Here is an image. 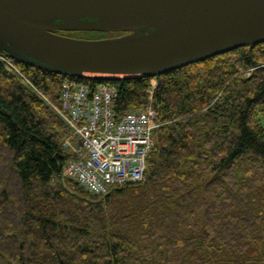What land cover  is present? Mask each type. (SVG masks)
<instances>
[{"label":"trees","instance_id":"obj_1","mask_svg":"<svg viewBox=\"0 0 264 264\" xmlns=\"http://www.w3.org/2000/svg\"><path fill=\"white\" fill-rule=\"evenodd\" d=\"M11 59L57 106L99 83ZM108 83L162 125L144 179L100 197L63 183L72 130L0 62V264H264V42Z\"/></svg>","mask_w":264,"mask_h":264},{"label":"water","instance_id":"obj_2","mask_svg":"<svg viewBox=\"0 0 264 264\" xmlns=\"http://www.w3.org/2000/svg\"><path fill=\"white\" fill-rule=\"evenodd\" d=\"M263 42L264 0H0V52L97 82L161 76Z\"/></svg>","mask_w":264,"mask_h":264},{"label":"built area","instance_id":"obj_3","mask_svg":"<svg viewBox=\"0 0 264 264\" xmlns=\"http://www.w3.org/2000/svg\"><path fill=\"white\" fill-rule=\"evenodd\" d=\"M0 62L70 127L65 147L72 151L61 179L77 181L87 192L106 197L114 186L145 177L156 131L162 120L150 95L139 109L118 114V90L113 84L89 83L71 78L61 85L57 106L7 55Z\"/></svg>","mask_w":264,"mask_h":264},{"label":"rangeland","instance_id":"obj_4","mask_svg":"<svg viewBox=\"0 0 264 264\" xmlns=\"http://www.w3.org/2000/svg\"><path fill=\"white\" fill-rule=\"evenodd\" d=\"M83 35V34H80ZM85 37H78V38H90V39H102V38H108V37H113L111 34H106V33H85Z\"/></svg>","mask_w":264,"mask_h":264}]
</instances>
